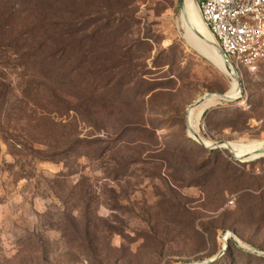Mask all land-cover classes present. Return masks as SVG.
I'll list each match as a JSON object with an SVG mask.
<instances>
[{
    "label": "rangeland",
    "instance_id": "rangeland-1",
    "mask_svg": "<svg viewBox=\"0 0 264 264\" xmlns=\"http://www.w3.org/2000/svg\"><path fill=\"white\" fill-rule=\"evenodd\" d=\"M41 2L76 7L98 33L92 59L58 70L50 40L38 48L47 13L0 0V264H264L234 242L264 254V156L188 132L189 107L236 84L195 49L183 0ZM236 71V98L198 105L193 129L257 146L264 69Z\"/></svg>",
    "mask_w": 264,
    "mask_h": 264
},
{
    "label": "built area",
    "instance_id": "built-area-1",
    "mask_svg": "<svg viewBox=\"0 0 264 264\" xmlns=\"http://www.w3.org/2000/svg\"><path fill=\"white\" fill-rule=\"evenodd\" d=\"M196 4L212 39L237 69H264V0H197Z\"/></svg>",
    "mask_w": 264,
    "mask_h": 264
},
{
    "label": "trees",
    "instance_id": "trees-1",
    "mask_svg": "<svg viewBox=\"0 0 264 264\" xmlns=\"http://www.w3.org/2000/svg\"><path fill=\"white\" fill-rule=\"evenodd\" d=\"M44 5L45 3H42L41 0H36V5L33 6L32 9V11H35V17L40 16L42 12L47 13L39 18L35 27L36 30L38 28L40 35L38 39L39 49L48 45V41L50 40L49 49L45 52L44 59L51 57H53L51 59L55 61L58 59V61H60L56 64L58 70L64 65V62L71 59L75 62L81 60V64L84 61L92 59L93 57L90 58L91 55L88 57L85 54L86 50H84V46L92 45L95 42L94 38L98 33V29L95 27L97 23L96 19L87 17L86 14L77 11L76 7L69 8L73 11H68L65 14H55L53 10L45 9ZM86 29H91V32L89 34L90 36L86 38L87 41H84V38L79 36V34ZM87 47L89 48L90 46ZM97 61L99 63V59H97ZM103 70L104 66L100 64L96 75L103 73ZM212 152L214 153L216 151L213 150ZM224 165L226 172L230 173L229 177L236 178L237 172L230 167V164L225 163ZM229 241L232 242L231 239H229Z\"/></svg>",
    "mask_w": 264,
    "mask_h": 264
},
{
    "label": "bare ground",
    "instance_id": "bare-ground-1",
    "mask_svg": "<svg viewBox=\"0 0 264 264\" xmlns=\"http://www.w3.org/2000/svg\"><path fill=\"white\" fill-rule=\"evenodd\" d=\"M183 10L186 15L192 20L193 26L196 29L198 33H200V40L197 43L195 49L202 55H204L211 63H213L216 67H218L223 73L226 75L230 76V68L228 65L224 63L223 58L220 56L219 52L215 49L208 48L206 44L203 42L202 38L212 40V37L210 33L208 32L207 28L203 24L200 14L198 11V7L196 4L195 0H183ZM233 82L236 84V82L233 80ZM238 89L237 85L233 87L231 92H228L230 96L235 97L237 95ZM201 104V103H200ZM198 104V105H200ZM196 106H190L187 112V124L189 129L191 130L190 136L194 138L195 140L197 139L195 134V130L193 129V122L191 119V113L193 112L192 110L196 108ZM199 137V136H198ZM200 138V137H199ZM201 142L205 145L208 146L211 144V142H205L200 138ZM228 142V147L229 149L235 154L236 157L241 158L243 160H250L253 159L261 154V152L264 150V143L257 145V146H238V145H231ZM226 145V144H225ZM223 144L222 146L225 147Z\"/></svg>",
    "mask_w": 264,
    "mask_h": 264
},
{
    "label": "water",
    "instance_id": "water-1",
    "mask_svg": "<svg viewBox=\"0 0 264 264\" xmlns=\"http://www.w3.org/2000/svg\"><path fill=\"white\" fill-rule=\"evenodd\" d=\"M180 10L182 11V2H181ZM196 33H198V32H196ZM200 37H201V36H200ZM202 39H203V42L206 44V46H207L208 48L215 49V50H217V51L219 52L220 56H221V57L223 58V60H224V63H225L226 65L229 66V68H230V77L236 82V85H237V88H238V87L240 86V82H239V78H238V74H237L236 68L234 67L232 61L229 59V57H228L225 53H223V52L219 49V47L217 46V44L214 42L213 39H212V40L205 39V38H202ZM228 91H229V90H228ZM228 91H227V92H224V93H207V94H204V95L201 96L199 99H197V101H196L194 104H192L191 107H192V106H196V105H198V104H200V103H203V102H205V101H211V100H216V101H218V102L234 100V99L236 98V96H235V97L230 96V95L228 94ZM187 125H188V124H187ZM188 132L191 133V130L189 129V127H188ZM190 133H189V134H190ZM195 136H196V138H197L196 141H198L200 144L204 145V144L201 142V140H200V138L198 137V135L195 134ZM193 139H194V138H193ZM223 144H224V145L226 144L224 148L228 149L229 152H230V154H231L235 159H238V157H236L235 154H234V153L229 149V147L227 146V145H228V142H211V144L208 145V146H209V147H223V146H222ZM262 156H264V150L261 152V154H260L259 156L255 157V158L262 157ZM240 159H241V158H240ZM253 159H254V158H253ZM224 240H226V238H225ZM234 242H235V244H236L239 248H241V249H243V250H245V251H250V252H252V253H254V254L264 256L263 253H260V252H258V251H254V250H250L249 248H247V247H245V246H243V245H240V242H238L236 239H234ZM202 262H203V263H207L208 260H204V261H202Z\"/></svg>",
    "mask_w": 264,
    "mask_h": 264
}]
</instances>
